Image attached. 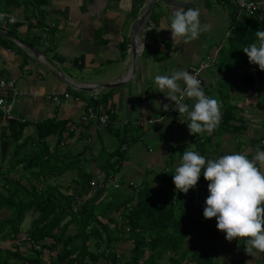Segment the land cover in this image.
I'll return each mask as SVG.
<instances>
[{
  "label": "crops",
  "instance_id": "1",
  "mask_svg": "<svg viewBox=\"0 0 264 264\" xmlns=\"http://www.w3.org/2000/svg\"><path fill=\"white\" fill-rule=\"evenodd\" d=\"M170 1L155 0L150 15L136 34L138 55L133 78L120 88H99L94 91L70 86L54 73V66L73 86L86 89L94 86V82H109L122 77L131 68L134 23L145 11L148 0H50L41 12L31 16L29 13L24 15L21 8L10 11L0 9L16 18L15 23L1 21L0 31L42 52L37 59L17 39L0 34V78L13 81L24 92L14 107L16 114L27 119L24 134L35 136L36 125L51 119L72 122L70 128L73 132L65 134L67 140L61 151L75 153L81 150L88 141L86 135L89 136V141L94 145L85 153L82 163L87 171L92 169L100 177L99 166L104 160L103 154L115 147L116 139L106 127L95 121L89 124L79 122L86 104L93 102V95L97 96L96 100L103 107L114 109L111 128L121 129L126 124L133 126L139 117L162 115L166 112L163 105L172 102L164 93L156 90V75H170L177 70L190 73L200 60L218 50L215 64L201 73V87L207 96L219 102L220 112L226 106L234 107L235 120H230L232 126L219 124L211 134L205 131L193 135L186 123L179 122V113H176L145 126L143 130L136 129L134 141H129L128 159L116 175L123 182L120 189H125L128 184L139 185L143 181L152 188H159L161 180L171 181L186 149L197 152L206 160L233 152L247 153L251 159L257 149L263 151L264 86L256 80L252 87H245L240 78L242 63L234 61L233 55L230 57L234 63H230V53L224 52L232 36L229 0ZM255 1L259 2L260 9L249 23V27L256 26L254 31L264 29V20H260L264 17V0ZM181 6L185 10L187 7L198 8L201 24L211 26L209 31L202 32L198 39L190 43H184L182 38L173 42L171 29H167L171 14ZM240 54L237 53L235 57ZM179 83L184 86L183 81ZM52 93L60 96V102L46 97ZM64 93H68L69 97L64 98ZM185 102L192 104L188 98ZM124 120H128V123L125 124ZM5 124L0 117V133ZM233 125L241 127L235 128ZM53 137H48L49 141L54 140ZM17 171L10 174L20 175H14ZM75 176V171H67L56 183L61 181L63 186H69L70 192L76 196L78 187L71 181ZM164 188L171 190L169 186ZM104 194L109 195L108 192ZM208 194V189L197 190L195 211L188 218V224L204 217ZM182 215L185 218L188 213ZM212 219V223L217 224L216 219L211 218L210 221ZM119 240L114 243V251L123 260L122 253L128 255L126 249L131 245ZM245 240L237 238L229 242L224 237L210 241L209 245L199 241L197 246L199 248L202 243L204 247L213 249V257L218 264H264V253L255 250L254 254L246 253ZM54 252L44 251L42 260L46 264H55ZM85 260L91 262L90 258ZM96 264L106 263L99 258Z\"/></svg>",
  "mask_w": 264,
  "mask_h": 264
},
{
  "label": "trees",
  "instance_id": "2",
  "mask_svg": "<svg viewBox=\"0 0 264 264\" xmlns=\"http://www.w3.org/2000/svg\"><path fill=\"white\" fill-rule=\"evenodd\" d=\"M49 1L0 0V9L21 8L24 15L31 16L41 12ZM229 6L232 36L224 52L230 53V63L233 60L242 63L240 78L245 87H252L256 80L264 86V71L259 70L256 77L249 74L250 62L242 50L257 38L256 26L249 27L251 17L238 15L235 6L231 3ZM237 53L241 54L235 57ZM93 102L99 103L98 100ZM233 108L226 106L221 110L220 125L232 126ZM71 124L67 120L51 119L37 124V133L31 136L24 134L27 121L8 122L0 133V239H10L13 243L12 249L0 247V264H41L46 250L55 251V264H96L101 256L106 258V264H218L213 249L198 248L197 244L221 240L225 233L204 217L187 223L196 207V186L183 193L175 188L173 179L161 180L170 191L163 187L152 188L143 181L139 185L128 184L130 188L126 190L110 189V199L101 203L106 190L94 188L90 182L119 174L129 156L122 145L134 141L137 126L126 124L116 130L111 128L110 122L105 126L115 137L116 145L100 163L102 176L99 177L92 169L87 171L82 163L85 153L94 145L89 136L86 135L88 141L81 150L61 151L67 140L65 134L73 132ZM50 136H54V140L49 141ZM17 167L27 172V176H12L10 173ZM67 171L76 172L71 180L78 187L76 196L67 192L69 186H63L64 192L56 183ZM199 179L205 182L207 190L209 182L204 179L203 170ZM118 181L121 186L122 179ZM185 212L188 215L184 218ZM27 214L35 215L26 231L25 240L30 244L20 250L18 236ZM119 239L131 243L126 249L128 255L122 253L123 260L114 251V242ZM110 246L113 251L106 253ZM86 258L91 262H86Z\"/></svg>",
  "mask_w": 264,
  "mask_h": 264
},
{
  "label": "clouds",
  "instance_id": "3",
  "mask_svg": "<svg viewBox=\"0 0 264 264\" xmlns=\"http://www.w3.org/2000/svg\"><path fill=\"white\" fill-rule=\"evenodd\" d=\"M210 28L208 24H201L198 8L187 7L185 10L181 6L171 14L167 29H171L173 42L182 38L184 43H190ZM254 34L257 41L242 50L251 64L264 71V30L257 29ZM198 75L177 70L170 75H156L154 83L156 90L174 102L164 104V111L177 110L179 122L187 124L190 134L205 131L211 134L221 120L219 102L205 94ZM180 81H183V87ZM186 98L192 100L191 105L185 102ZM202 169L204 179L209 182L204 218H215L217 229L225 233L229 242L246 238L245 251L249 255L254 254V250L264 253V151L257 149L251 159L247 153L233 152L206 160L197 152L186 149L172 177L175 188L187 193L197 185Z\"/></svg>",
  "mask_w": 264,
  "mask_h": 264
},
{
  "label": "built area",
  "instance_id": "4",
  "mask_svg": "<svg viewBox=\"0 0 264 264\" xmlns=\"http://www.w3.org/2000/svg\"><path fill=\"white\" fill-rule=\"evenodd\" d=\"M229 2L235 6L237 10L238 15H246V16H255L258 10L260 9L259 2L255 0H229ZM6 21L8 23H15L16 18L9 14L6 11L0 10V22ZM218 56V50H216L213 54L205 56L202 60L198 62V64L191 70V74L195 75L196 73H199L197 78L200 80L201 85L203 83L201 73L207 69L212 67ZM259 66L255 64H249L248 65V73L252 76L256 77L257 73L259 71ZM0 117L5 122H17V123H25L27 119L21 115H18L14 111L15 103L18 101V98L24 94L22 90L17 88L13 81H8L4 78H0ZM2 92V93H1ZM47 98L53 99L56 102H60V96L56 93L47 94ZM64 98H68L69 94L64 93ZM96 95H93V100H96ZM77 98H75L76 100ZM171 104H174V102H171ZM114 109L112 108H105L102 106L101 103H95L92 102L91 104H86L85 110L82 112V114L79 117V122L83 124H89L92 121H95L102 127H105L109 122H111V116L114 114ZM178 113L177 110H174L170 108L168 111L164 112L160 116H150V117H139L133 125L144 128L145 126L149 124H153L154 121H162L169 115H173ZM156 122V123H158ZM124 123H128V120H124ZM263 143V141H262ZM129 144H123L122 150L129 149ZM90 184L94 188H100L110 190V189H119L120 183L118 181V177L115 176H109L106 180H93L90 182ZM206 186L205 182L199 181L196 185V192L200 188H204ZM35 247H38V245H35ZM108 253V250L105 251ZM41 264H46L45 260Z\"/></svg>",
  "mask_w": 264,
  "mask_h": 264
},
{
  "label": "water",
  "instance_id": "5",
  "mask_svg": "<svg viewBox=\"0 0 264 264\" xmlns=\"http://www.w3.org/2000/svg\"><path fill=\"white\" fill-rule=\"evenodd\" d=\"M164 2H171L170 0H163ZM155 0H148L145 11H143V13L138 16L137 20L134 23V27H133V34L131 36V48H130V52H131V65H130V70L129 72H126L122 75V77H119V79H115V80H110L109 82H94L91 88H83L80 86H73L69 81H67L63 76L60 75V70L58 68H56L54 66V73L62 80L66 81L70 86L79 89V90H97L99 88H120L123 85H125L126 83H128L133 76L135 75L136 72V67H137V60L136 57L138 55L137 53V49H136V44H135V40H136V34L140 32V26H142L148 16L151 13V10L153 8V4H154ZM188 5V4H185ZM0 34L4 35V36H9L13 39H17L23 46L24 49H26L28 52H32V54H34L36 56V58L38 59L41 56V53L38 49L30 46L29 44H27L26 42L20 40L19 38L12 36L9 33H5V32H1ZM40 55V56H39Z\"/></svg>",
  "mask_w": 264,
  "mask_h": 264
},
{
  "label": "rangeland",
  "instance_id": "6",
  "mask_svg": "<svg viewBox=\"0 0 264 264\" xmlns=\"http://www.w3.org/2000/svg\"><path fill=\"white\" fill-rule=\"evenodd\" d=\"M137 129H140V130H143V129H145V128H137ZM104 156H105V153L103 154ZM4 166H6V164L4 163ZM18 169V171L16 172V173H14V175H18V174H23L24 176H27V172H25V171H23L22 169H21V167H19V168H17ZM118 175V174H117ZM119 177V176H118ZM60 179V178H59ZM121 179V178H120ZM61 181H59V186H60V188H61V190L62 191H64V192H66V190L63 188V185L64 184H61L60 183ZM160 187H163L164 188V185L163 184H161V186ZM126 188H130L129 186H126ZM156 189H158V188H156ZM165 189V188H164ZM111 190H107L106 192H110ZM67 192L68 193H71L70 192V189H68L67 190ZM105 195H107V194H104V197L101 199V203H103V201H105V200H109L110 199V194L109 195H107V196H105ZM113 215V213H111V216ZM114 216V215H113ZM34 217H35V215H31V214H27L26 215V217H25V219H24V221H23V223H22V225H21V228H22V230L20 231V233H19V236H18V238L20 239V243H19V245L17 246V247H19V249L20 250H24L27 246H28V244H30V242H28V241H26L25 240V238H26V231H27V229L30 227V225H31V222H32V220L34 219ZM211 221H213V219L211 220ZM71 229V228H70ZM117 241H120V240H117ZM117 241H115L114 243H116ZM217 241V240H216ZM203 242H206V243H204V244H208L209 245V243L210 242H208V241H203ZM93 242H89V244H92ZM213 243V242H212ZM204 244H202V243H200V247L199 248H202V247H204L203 245ZM129 245H131L130 243H129ZM13 243H12V241L10 240V239H6V240H1L0 239V247H2V248H8V249H12L13 247ZM210 248V247H209ZM111 251H113V247L112 246H110V248H108V252H111ZM99 258H103L104 260H106V258L104 257V256H101V257H99ZM162 262L163 263H166V259H163L162 260Z\"/></svg>",
  "mask_w": 264,
  "mask_h": 264
}]
</instances>
